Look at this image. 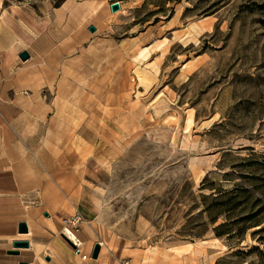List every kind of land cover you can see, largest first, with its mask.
Segmentation results:
<instances>
[{
    "label": "rangeland",
    "instance_id": "obj_1",
    "mask_svg": "<svg viewBox=\"0 0 264 264\" xmlns=\"http://www.w3.org/2000/svg\"><path fill=\"white\" fill-rule=\"evenodd\" d=\"M1 2L34 26L59 169L82 173V246L264 264V0Z\"/></svg>",
    "mask_w": 264,
    "mask_h": 264
},
{
    "label": "crops",
    "instance_id": "obj_2",
    "mask_svg": "<svg viewBox=\"0 0 264 264\" xmlns=\"http://www.w3.org/2000/svg\"><path fill=\"white\" fill-rule=\"evenodd\" d=\"M3 6L0 3V264H119L124 255L117 245L99 242L96 259L90 257L96 242L92 248L82 246L90 257L82 260L60 234L61 219L79 211L82 173L59 169L66 147L49 137L44 76L35 57L40 53L29 51L34 26L18 9ZM22 50L30 52L29 59L19 58ZM19 222L26 223L27 232H18ZM14 240H26L28 246L13 248Z\"/></svg>",
    "mask_w": 264,
    "mask_h": 264
},
{
    "label": "built area",
    "instance_id": "obj_3",
    "mask_svg": "<svg viewBox=\"0 0 264 264\" xmlns=\"http://www.w3.org/2000/svg\"><path fill=\"white\" fill-rule=\"evenodd\" d=\"M83 221L84 218L78 211H76L72 216L62 218L60 234L74 245L75 252L81 255L82 260H88L90 257L82 252V241L77 237V231ZM70 235H75L76 240H72Z\"/></svg>",
    "mask_w": 264,
    "mask_h": 264
},
{
    "label": "water",
    "instance_id": "obj_4",
    "mask_svg": "<svg viewBox=\"0 0 264 264\" xmlns=\"http://www.w3.org/2000/svg\"><path fill=\"white\" fill-rule=\"evenodd\" d=\"M120 7L119 3L118 2H113L110 4V9L112 12L118 10ZM88 29L93 32L95 30V27L93 25H90L88 27ZM30 57V54L27 50H22L20 53H19V58L23 61L29 59ZM18 232L19 233H25L27 232V225L25 222H19L18 224ZM28 246V241L26 240H14L12 242V247L13 248H23V247H27ZM100 244L99 242H96L92 248V251H91V254H90V257L92 259H96L98 257V254H99V251H100ZM8 253L10 254H17L18 251L17 250H8Z\"/></svg>",
    "mask_w": 264,
    "mask_h": 264
},
{
    "label": "trees",
    "instance_id": "obj_5",
    "mask_svg": "<svg viewBox=\"0 0 264 264\" xmlns=\"http://www.w3.org/2000/svg\"><path fill=\"white\" fill-rule=\"evenodd\" d=\"M228 192H231V191H228ZM231 194H235V192L234 193L231 192ZM233 197H236V194ZM227 226H228V224L226 222L218 224L215 228L216 229V235H221V234L225 233V229L227 228Z\"/></svg>",
    "mask_w": 264,
    "mask_h": 264
},
{
    "label": "bare ground",
    "instance_id": "obj_6",
    "mask_svg": "<svg viewBox=\"0 0 264 264\" xmlns=\"http://www.w3.org/2000/svg\"><path fill=\"white\" fill-rule=\"evenodd\" d=\"M0 3H2L1 0H0ZM63 9H64V8H63ZM70 238H71L72 240H76L75 235H70Z\"/></svg>",
    "mask_w": 264,
    "mask_h": 264
}]
</instances>
